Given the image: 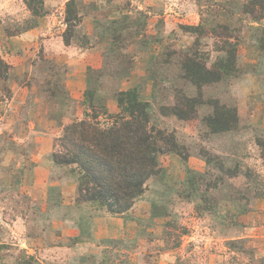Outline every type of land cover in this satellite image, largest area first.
Listing matches in <instances>:
<instances>
[{
  "label": "rangeland",
  "instance_id": "374dc122",
  "mask_svg": "<svg viewBox=\"0 0 264 264\" xmlns=\"http://www.w3.org/2000/svg\"><path fill=\"white\" fill-rule=\"evenodd\" d=\"M45 2L26 19L22 0L0 1V264H264V0ZM50 38L73 54L45 59ZM187 63L220 79L198 87ZM129 90L186 160L159 156L132 209L111 215L76 203L70 169L43 171L63 116L89 112L86 91L115 114ZM182 99L192 115L160 114ZM214 105L236 111L234 129L211 132Z\"/></svg>",
  "mask_w": 264,
  "mask_h": 264
},
{
  "label": "trees",
  "instance_id": "16d2710c",
  "mask_svg": "<svg viewBox=\"0 0 264 264\" xmlns=\"http://www.w3.org/2000/svg\"><path fill=\"white\" fill-rule=\"evenodd\" d=\"M22 1L32 17L45 15L44 0ZM71 15L67 11V23L72 20ZM63 41L69 45L66 33ZM1 67L5 73L0 79H5L8 67L0 61ZM183 69L198 87L220 79L219 72L205 70L195 63H187ZM224 69L228 70V66ZM84 98L89 112L81 120L64 126L51 160L76 176L77 204H96L111 215L126 214L144 193L146 182L161 172L159 156L173 152L183 160L186 157L180 154L171 134L151 123L149 103L140 100L135 90L115 95L118 105L115 114L108 113L100 102L95 103L89 91ZM194 106L193 100L182 99L170 112L161 108L160 114L184 120L194 113ZM206 122L213 133L230 131L237 123L236 111L214 105V114Z\"/></svg>",
  "mask_w": 264,
  "mask_h": 264
},
{
  "label": "crops",
  "instance_id": "0c3cea01",
  "mask_svg": "<svg viewBox=\"0 0 264 264\" xmlns=\"http://www.w3.org/2000/svg\"><path fill=\"white\" fill-rule=\"evenodd\" d=\"M0 1H2V0H0ZM45 1H47V0H44L43 7H44V10H47ZM23 16L26 19L32 18L30 12L28 11V9L26 8L25 5H24ZM40 29H41V27L38 26L37 30H40ZM34 32H37V31L35 30ZM51 38L45 40L46 44H49V45H47L46 48L42 49L41 55H43V57L45 59L53 60L54 62L55 61H62V58H65L66 54L72 53L68 47H66L62 44V42L60 41V38H57V40L55 42H53V40ZM54 43H56V44H54ZM51 45H53L54 47ZM62 55H64V56H62ZM84 55H85V53H81L80 56H84ZM82 114H83V111H81L79 114L77 113V115H76L75 111H73V112L71 111L69 113L67 112V114L63 116L60 127H64V126L70 124L74 120L78 119L79 116H82ZM57 132H58V129H57ZM40 133L42 134V132H40ZM55 138H58V136ZM51 140L53 141L54 139H49L47 142H51V144H52ZM39 159H40V157H39ZM52 165H53L52 161L47 162V165L45 167L46 169L43 171V173H47V171H49V169H51Z\"/></svg>",
  "mask_w": 264,
  "mask_h": 264
}]
</instances>
